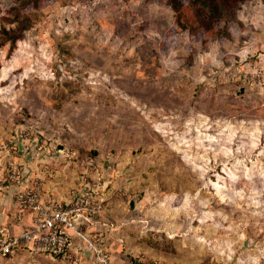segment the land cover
Wrapping results in <instances>:
<instances>
[{"label":"rangeland","instance_id":"374dc122","mask_svg":"<svg viewBox=\"0 0 264 264\" xmlns=\"http://www.w3.org/2000/svg\"><path fill=\"white\" fill-rule=\"evenodd\" d=\"M21 1L0 0L2 189L91 187L101 211L65 253L0 264H97L95 235L121 264H264V0L174 46L154 0Z\"/></svg>","mask_w":264,"mask_h":264},{"label":"built area","instance_id":"2783aa9c","mask_svg":"<svg viewBox=\"0 0 264 264\" xmlns=\"http://www.w3.org/2000/svg\"><path fill=\"white\" fill-rule=\"evenodd\" d=\"M100 182H95L98 186ZM3 183L0 180V190ZM18 217L31 215L32 225L20 233L9 228H0V255H6L15 246L24 244L32 249H40L52 255L65 253L70 245L71 233L86 224L92 226L101 211V203L91 187L81 195H76L67 203L47 201L38 186L24 189L16 194ZM90 239L97 264H121L112 254L103 236Z\"/></svg>","mask_w":264,"mask_h":264},{"label":"trees","instance_id":"16d2710c","mask_svg":"<svg viewBox=\"0 0 264 264\" xmlns=\"http://www.w3.org/2000/svg\"><path fill=\"white\" fill-rule=\"evenodd\" d=\"M158 4L171 8L178 12L177 24L168 33V46L176 45L180 33L188 32L192 36L199 35L201 31H210L216 34L220 31V23L223 22L225 15L231 13L239 5L246 3L248 0H154ZM39 0H22L21 7L38 5ZM36 5V6H37ZM193 8H196L193 13ZM19 12L14 15L11 22H16V26L2 28V44L7 41L11 42V48L16 47L17 41L21 38L24 31L29 28L28 18L20 19ZM27 247L20 244L11 249L7 255H11L15 250ZM68 250V249H67ZM62 253H60L61 255Z\"/></svg>","mask_w":264,"mask_h":264},{"label":"crops","instance_id":"0c3cea01","mask_svg":"<svg viewBox=\"0 0 264 264\" xmlns=\"http://www.w3.org/2000/svg\"><path fill=\"white\" fill-rule=\"evenodd\" d=\"M28 185L26 183L9 184L0 190V228L6 227L15 233H20L32 225L31 215L18 217V206L15 201L16 194ZM46 200L50 201L52 198H46Z\"/></svg>","mask_w":264,"mask_h":264}]
</instances>
